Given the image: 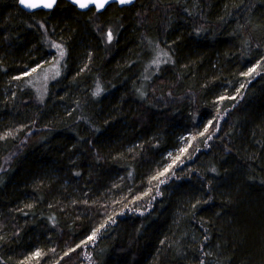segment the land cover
Segmentation results:
<instances>
[{
  "label": "trees",
  "instance_id": "trees-1",
  "mask_svg": "<svg viewBox=\"0 0 264 264\" xmlns=\"http://www.w3.org/2000/svg\"><path fill=\"white\" fill-rule=\"evenodd\" d=\"M89 235L92 264H264V0H0V264Z\"/></svg>",
  "mask_w": 264,
  "mask_h": 264
},
{
  "label": "rangeland",
  "instance_id": "rangeland-1",
  "mask_svg": "<svg viewBox=\"0 0 264 264\" xmlns=\"http://www.w3.org/2000/svg\"><path fill=\"white\" fill-rule=\"evenodd\" d=\"M55 54L51 55L49 59L44 62L45 64L39 68L35 67L28 71L27 75L30 74V77L33 81L38 80L39 86L36 88V93L38 98H42L45 96L46 91L48 89L49 84L55 79L58 78L61 74L62 66L64 64L65 51L62 47L59 46L57 50L54 46H52ZM63 53V54H62ZM33 76H32V75ZM32 85V84H31ZM181 147L179 148L180 153L177 155V151H174L170 154L169 160H171L168 166H176V161L182 157L184 153L189 150V147L194 143V138L191 137H182ZM176 156V157H175ZM91 237V239H90ZM93 241V235L87 236L82 242V264H92V257L89 254V250L86 248Z\"/></svg>",
  "mask_w": 264,
  "mask_h": 264
},
{
  "label": "snow or ice",
  "instance_id": "snow-or-ice-1",
  "mask_svg": "<svg viewBox=\"0 0 264 264\" xmlns=\"http://www.w3.org/2000/svg\"><path fill=\"white\" fill-rule=\"evenodd\" d=\"M110 0H73V3L79 5L80 8H86L90 3H94L97 9L103 8L105 4L109 3ZM132 0H119V3L126 4L131 3ZM20 3L29 9L44 7L51 8L55 3V0H20ZM111 33L108 35V39L111 40ZM63 54V53H62ZM95 235V234H94ZM91 239V237H90Z\"/></svg>",
  "mask_w": 264,
  "mask_h": 264
},
{
  "label": "water",
  "instance_id": "water-1",
  "mask_svg": "<svg viewBox=\"0 0 264 264\" xmlns=\"http://www.w3.org/2000/svg\"><path fill=\"white\" fill-rule=\"evenodd\" d=\"M67 2H69L72 6H74L78 11H86L88 10L89 8H93L95 12L99 13L101 12L107 5L109 4H116L118 7H123V6H130L135 0H132L131 3H126V4H121L119 3V0H110L109 3L105 4L103 8H100V9H97L96 5L94 3H90L88 5V7L86 8H80L78 4L76 3H73V0H65ZM18 2V5L21 9H23L24 11L26 12H32V11H36V10H43V11H50L52 10V8L55 6L57 0H55V3L53 4V6L51 8H44V7H39V8H34V9H29V8H26L24 7L21 3H20V0H17Z\"/></svg>",
  "mask_w": 264,
  "mask_h": 264
}]
</instances>
